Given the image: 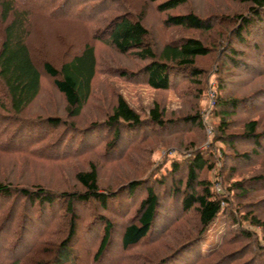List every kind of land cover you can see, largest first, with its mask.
Masks as SVG:
<instances>
[{
	"label": "trees",
	"instance_id": "obj_1",
	"mask_svg": "<svg viewBox=\"0 0 264 264\" xmlns=\"http://www.w3.org/2000/svg\"><path fill=\"white\" fill-rule=\"evenodd\" d=\"M237 1L245 14L202 17L185 10L187 0H144L140 15L132 18L127 0H0V158L5 154H24L28 159L33 156L25 154L30 143L38 144L45 135L50 137L44 141L51 139L59 129L63 132L48 147L76 146L71 148L75 154L86 153L99 143L106 152L116 150L123 134H142L137 142L125 144L124 149L130 150L143 143L148 135L171 134L176 128L168 127L176 124L184 125L183 128L188 125L187 129H205L199 108L195 114L164 120V113L156 104L142 119L122 95L115 96L110 110L101 118L85 126L79 121L75 123L90 100L94 80L100 72L96 44L140 62L135 70L113 68L112 73L156 92L174 89L178 86L175 79L179 77L196 78L200 84L198 100L201 96L209 97L210 92L214 94L209 116L218 119V124L209 123V126L213 135L218 136L213 140L225 145L229 152L220 160V175L227 172L221 181L222 193L216 192L205 179V173L216 165V160L211 153L199 149L185 151L191 155L173 160L163 175L157 177L154 172L148 179L131 181L117 189L116 194L109 188H99L98 166L92 162L76 172L73 189L58 193L39 178L15 183L14 179L8 180L9 177L0 174V239L3 238L0 264H240L238 253L232 252L233 258L232 255L222 258L225 249L236 243L228 237L220 247L204 255L205 234L220 215L225 217L227 225L241 227L233 236L244 241L241 254L250 256L242 264H264V243L260 242L258 233L249 232L240 223L264 233V214L259 213L264 210V199L254 201L249 211L240 213L239 217L235 213L239 209L232 202L233 198L237 201L264 192V174L233 181L234 175L241 171L236 163L248 165L246 161L251 159V163L264 157V128L260 129L258 121L251 119L241 133L227 134L228 121L240 110L264 108V87L242 98L229 97L227 73L221 71L235 67L243 74L256 75L257 80L264 77V0ZM152 4H156L154 10L158 14L175 12L165 17L166 27L214 34L221 27L216 36L225 46L228 58L217 63L214 82L208 84L206 91L201 89L206 82L200 83L196 63L209 56L211 47L200 39L185 37L156 50L143 24L145 9ZM66 22L72 23V28L59 33ZM37 39H40L38 43ZM48 92L63 99L65 117H26L33 103ZM34 132L41 135L37 142L30 141ZM97 132L105 134L100 138ZM16 140L17 146L11 147L10 141ZM236 145L249 150L238 153ZM34 158L56 161L53 158L58 157L45 154ZM10 170L11 176L15 167ZM180 172L183 174L178 176ZM117 193L131 199L135 196L129 209L130 220L118 231L115 219L109 214H118L122 220L127 210L124 207L113 210L109 205L117 200ZM166 209L175 213L174 217L167 215ZM191 213L192 217L188 218ZM31 223L42 230L29 236ZM188 223L192 224L185 228ZM5 225L13 231L12 237L3 235ZM163 232L167 235L165 240L161 239ZM6 241H9L7 245ZM115 248L119 255L110 261V250Z\"/></svg>",
	"mask_w": 264,
	"mask_h": 264
},
{
	"label": "rangeland",
	"instance_id": "obj_2",
	"mask_svg": "<svg viewBox=\"0 0 264 264\" xmlns=\"http://www.w3.org/2000/svg\"><path fill=\"white\" fill-rule=\"evenodd\" d=\"M187 1L188 2L185 10L202 17H209L210 15L215 14L221 15L223 17H230L240 13L245 14L244 7L237 0ZM143 2L144 0H127V6L132 11L130 14L132 18H136L135 16L140 15L139 9L142 6ZM156 4H152V6L149 5L148 8L145 9L146 12L144 13L143 17V24L148 29L150 34L149 41H151V43L153 42L156 50H159L165 44L171 41L179 40L185 37H194L196 39H200L205 45L211 47L209 56L198 59L196 63L197 70L201 75L200 78L202 81H200V83H202L203 81L206 82V86L201 87V89L206 91L208 84L211 85V83L214 82L213 74L216 73V69L218 68L217 63H220L221 60H225L226 58H228V54L224 52L225 46L222 47L219 42L220 37L216 36L221 31V27H218L216 29L217 33L215 34L212 32L200 33L185 31L180 28L166 27L164 26L165 17L175 12L171 11L166 14H158L154 10V6ZM62 13L63 11L61 12V14ZM70 24L72 23H62V25H64L62 27L64 28L60 27L59 33H65L66 30L72 28V25ZM230 29H227V33H230ZM45 33L46 31H44V34ZM50 38L52 39L51 36ZM51 39H49V44L52 43ZM37 41H40V39H37L36 42ZM223 41L224 40H222V42ZM236 48L237 46H235V49ZM95 49L100 72H98L94 80L90 100L86 107L83 109L82 116L77 119L75 123L79 121L78 123H80V125L83 124L85 126L95 118L96 120L101 118L106 111L110 110L115 96L122 95L126 102L135 110V112L140 115L142 119L148 116L149 110L152 109L156 104L159 106L162 113H164V120H175L187 115L195 114L196 110L199 108L201 116L204 113H208L206 120L207 125L203 122L205 129H197L196 127L187 129L190 128L188 125L186 126L187 128H183L184 125L182 126L176 124L174 126L168 127V129L176 128V130H172L173 132H170L171 134H156L155 136L148 135L147 137H145L143 143H141L138 147L131 148L130 150H128L126 147L124 149L125 144L128 143L131 145V143L135 140L137 142L142 134H139V132L132 133V135L123 134L122 141H120L116 150L110 149L108 153L103 149V144L99 143L93 148L91 147V150H89L88 152L79 154H75L74 150H71V148H75L76 146H71L70 148L64 146L58 148L48 147L52 145V143L54 144V142H56L57 138L63 132L62 129H59L54 133L51 139L47 138L46 141H44L43 139L49 136L45 135L43 139L41 138L42 140H40L38 144L30 143V145L27 146L29 149L25 150L27 151L25 154H31L33 156L31 157L27 155L28 159L24 158V154H5L4 156H2V158H0V174L4 175V177H9L8 180L14 179L15 183H17V181L19 183H23L24 180L31 181L39 178L45 181L44 185L46 187L58 193V191L63 192L73 189V187L75 186L73 177L76 172L81 170V168L86 169L88 163L92 162L96 166H98L99 188L101 190H103L104 188H109L108 190L112 191L113 194H116L115 191L117 189H119L123 185L128 184L131 181L148 179L150 175H154V172L156 173L157 177L163 175L166 169H170L173 160L179 161L184 158H188L191 155V152L186 153L185 151H193L199 149L200 151L206 150L207 153H211V155L216 160V165L213 166L211 170L205 173V179L213 184L216 192L222 193L221 190L223 189V186L221 187V181H224L226 176L225 174H227V172H224L223 175H220V160L224 159V153L229 152L227 149H225V145H223L219 141L213 140V137H215L216 134L213 135V133H211L209 135L206 131L207 127L208 129L212 130L210 128L211 125L209 126V123L218 124V119H212V117H210L211 115L210 111H208V108L209 104L211 103V99H209V97L204 98V96H201L198 100L197 92L200 84H197V81H195L197 79L194 77H190L189 75H186L184 79H180L181 77H179L178 79H175V84L177 83L176 85L178 86H176L174 89L165 92H156L144 84L128 82L126 80L120 79L119 77H117V75L112 73V71L114 70L113 68L116 69L126 67L131 70H135L140 65V62L134 61L132 57H122L121 55L112 52L109 48H106L99 44H96ZM242 50H245V48H243ZM241 57H239L238 60ZM221 71L224 74L227 73L226 77H228L229 81L227 83V95L229 97L233 96L242 98L246 95H249L250 93H253L254 89H257L258 87H264V77L258 78L257 80L256 77L254 78V76L256 75H251L249 72H246L247 74H243L241 69L235 67L232 69L228 68V70L221 68ZM250 83H252L251 86L243 88V85ZM50 93H44L43 96H40L39 101L33 103V105L29 108L26 117L33 116L35 118H40L46 117L47 115H56L62 118L65 117V102L60 97V95ZM198 101L199 105L197 106ZM251 119L258 121V127H260V129H263L264 108L257 111L250 110L247 112H245V110H240L235 116L230 118V121H228L230 128L227 134L233 135L241 133L243 126ZM178 128L180 129L177 131ZM146 131L149 132L148 129ZM36 132L39 133V131ZM97 134H99V132H97ZM104 134L105 132H100V138L103 137ZM31 135H33V137H31L30 141L34 140L35 142L38 141L36 140L37 137L41 136L35 134V132ZM106 135L109 136V134ZM17 141L18 140L13 142L10 141V146H17ZM192 143L193 145H191ZM236 146L238 153H243L249 150V147H244L243 145ZM45 154L52 155L58 158H53L57 159L56 161L41 159H39L40 161H38V158H34L37 157V155L45 156ZM59 158L60 160H58ZM250 160L248 162L246 161L248 165H245V163H236L237 167H239V169L241 168V171H238V174L234 175L233 181H239L240 179L243 180L249 178L253 174H264V157L253 160L251 163ZM21 166H24V168ZM14 167L15 171H13L12 175L10 176L9 174L11 173L9 172V170L13 169ZM182 174L183 173L180 172L178 176ZM167 185V187L171 186L170 181H168ZM122 193H117V200L114 201V203L111 202L109 204L113 210H121L122 207H124V210H127V216L125 215L122 220H120L118 214L113 215L111 212L109 214L113 219H115L114 222H116V224L118 225L117 231L121 230V226L130 220L129 213L132 210L129 209L131 208V206H133L132 202L133 198L135 197L134 196L131 199ZM262 199H264V192H259L257 195L253 193L252 195L247 196L243 199H238L237 201L233 198L232 202L237 206L235 208L239 209L235 212L237 214L236 216L239 217L240 213H242L241 215H243L246 211H249V205L251 206L254 201H259ZM248 201L251 202L248 203ZM259 210L260 209H258V211ZM166 212L167 215L174 217L173 215L175 213L169 211L168 209H166ZM259 213L264 214V210H261ZM192 215V213L188 215V218L192 217ZM225 220V217L220 215L216 219L214 224L208 229L202 242V250L204 251V255H206L208 254V252L220 247L224 243V241H226L225 238L228 237V239L234 240V242L236 243L225 249L223 253L226 255H222V258L224 259L229 256L231 257V255L233 258V254L238 253L241 256H238L239 259L237 263L242 264L246 262L247 259L250 258V256L248 254H241L243 249H245L244 241H242L240 237L236 238L233 236L235 235L236 229H241V227L235 224L229 226L226 224ZM240 223L241 226H244L246 229H248L249 232L254 231L258 233V237L261 240L260 242L264 243V233L259 232L258 228L254 229L251 226L249 227L245 222L241 221ZM190 224L192 223H188V225H185V228H187V226L189 227ZM32 225L34 224L31 223L28 225L27 234L29 236L42 230V228H37ZM5 227L6 228H4L3 230V235L12 237L13 231L8 228L9 226L5 225ZM6 236L5 239L8 240ZM166 236L167 235L164 234L161 239L165 240ZM9 241H6L5 245H7ZM246 248L247 250L250 249L248 246ZM116 249L117 248H115L113 251L112 249L110 250V261H115L118 257L119 250ZM165 253L166 251L162 252L161 256ZM138 260L139 259H137V261Z\"/></svg>",
	"mask_w": 264,
	"mask_h": 264
},
{
	"label": "built area",
	"instance_id": "obj_3",
	"mask_svg": "<svg viewBox=\"0 0 264 264\" xmlns=\"http://www.w3.org/2000/svg\"><path fill=\"white\" fill-rule=\"evenodd\" d=\"M213 97H214V94L212 92L209 93V99H211V103L209 104V108H208V111H210L211 109V106H212V101H213ZM207 114L208 113H204L202 116H203V122L206 124V120H207ZM207 125V124H206ZM207 133L210 135L212 132L210 129H206Z\"/></svg>",
	"mask_w": 264,
	"mask_h": 264
}]
</instances>
